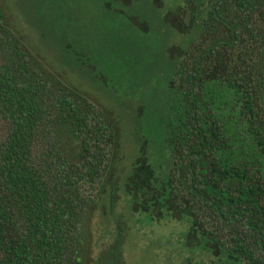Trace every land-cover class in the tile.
Returning <instances> with one entry per match:
<instances>
[{
	"label": "trees",
	"instance_id": "1",
	"mask_svg": "<svg viewBox=\"0 0 264 264\" xmlns=\"http://www.w3.org/2000/svg\"><path fill=\"white\" fill-rule=\"evenodd\" d=\"M104 1L111 9L143 0ZM148 1L163 9L167 0ZM131 18L137 35L153 31L148 17ZM158 28L173 43L159 46L153 73L140 68L146 43L123 42V76L154 80L158 91L147 95L149 134L124 180L130 208L159 221L188 216V247L264 264V0H182ZM124 136L121 116L32 52L0 0V264H126L125 220L96 258L90 237Z\"/></svg>",
	"mask_w": 264,
	"mask_h": 264
},
{
	"label": "rangeland",
	"instance_id": "2",
	"mask_svg": "<svg viewBox=\"0 0 264 264\" xmlns=\"http://www.w3.org/2000/svg\"><path fill=\"white\" fill-rule=\"evenodd\" d=\"M4 1L12 28L24 37L32 52L65 81L122 117L124 155L114 172L116 175H110L99 188L90 223L95 258L103 241L113 238L116 219H121L129 227L125 246L126 264H239L227 256H213L204 246L188 247L186 236L191 225L188 216L182 220L166 218L159 221L148 214L134 213L124 192L129 166L144 135L148 133L147 130L143 133V126L148 122L141 117L145 106L152 103L147 95L158 91L154 88V80L123 76V70L129 68L123 67V42L129 39L136 45V37H139L140 44L145 42L146 52H141L140 68L146 74L156 71L151 63L154 60L157 63L159 46L165 49L173 43V37L164 36L159 31L161 14L182 0H167L163 9L155 8L148 0L131 7L116 3L111 9L106 8L104 0ZM133 15L141 19L148 17L153 31L148 35H137L131 18ZM117 39H120V44H117ZM101 61L120 64L110 71L98 63ZM96 67L101 73L107 72L108 85L95 77L92 69ZM133 80L143 84L140 88L134 85L136 91L131 88ZM150 150L154 164L161 170L165 162L155 143L151 144ZM116 182H119V192L113 189Z\"/></svg>",
	"mask_w": 264,
	"mask_h": 264
}]
</instances>
